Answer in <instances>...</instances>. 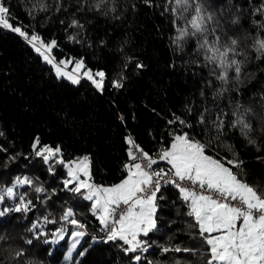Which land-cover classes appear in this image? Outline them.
Listing matches in <instances>:
<instances>
[{"label": "trees", "instance_id": "trees-1", "mask_svg": "<svg viewBox=\"0 0 264 264\" xmlns=\"http://www.w3.org/2000/svg\"><path fill=\"white\" fill-rule=\"evenodd\" d=\"M40 2L47 4L46 12L39 11ZM95 3L7 0L14 26H21L30 35L39 34L45 42L57 41L52 53L57 61L82 59L86 67L104 70L106 80L101 92L85 79L73 84L58 78L26 40L0 28V147L7 150L0 151V187L10 186L16 176H28L47 190L36 193L28 186L19 188L32 200V210L0 216V264H27L29 260L36 264H135L131 257L140 254H126L121 241L106 239L91 214V201L64 188L67 169L56 164L50 171L35 155L32 146L36 138L41 146L59 145L65 161L90 157L94 182L112 185L126 177L130 134L154 154L171 143L173 133L181 131L208 141L216 134L210 122L224 113V133L209 154L231 159L232 153L223 144L231 145L243 161V178L258 190L264 189V57L257 58L253 47L256 39L264 38V28L260 27L264 15L257 11L264 7V0H193L212 15L209 28L217 23L223 26V31L216 32L222 41L229 37L240 41L243 55L237 59L244 61L241 78L236 81L230 71L226 84L217 78L220 73L215 65L204 59L197 38H189L181 47L173 43L176 29L185 21L176 19L170 10L174 5L168 0H152L150 5L144 0H111L101 10L93 7ZM234 18L238 23H232ZM73 20L83 28L72 27ZM138 63L143 68H137ZM121 73L124 87H112L111 82L120 79ZM201 116L207 129L198 123ZM236 116L252 125L248 137L230 126ZM176 117L192 128L170 124ZM249 139L256 143L250 144ZM14 202L6 199L0 211L13 208ZM157 204V229L142 237L151 246L141 254L140 264H206L208 247L192 226L194 221L177 189L162 187ZM68 208L87 225V235L70 263L65 255L75 226L66 228L69 233L58 243L45 242L52 240L51 233L60 228V217ZM44 216L57 222L35 220ZM37 221L48 236L37 238L40 229L30 231ZM28 240L32 243H26ZM175 246L193 251H161L162 247ZM21 249L25 257L19 262L12 259L10 253ZM81 251L82 256L78 255Z\"/></svg>", "mask_w": 264, "mask_h": 264}, {"label": "snow or ice", "instance_id": "snow-or-ice-1", "mask_svg": "<svg viewBox=\"0 0 264 264\" xmlns=\"http://www.w3.org/2000/svg\"><path fill=\"white\" fill-rule=\"evenodd\" d=\"M110 2L111 0H96L93 7L101 10ZM168 2L174 5L170 10L176 19L185 21L184 25L176 29L177 35L173 43L181 47L189 38H197L204 59L219 70L217 78L226 84L229 81L228 74L232 71L235 74L234 79L239 81L244 66V61L237 59L243 55L239 47L240 41L234 37L222 41L216 32L218 29L223 31V26L217 23L215 27L209 28V22L213 17L206 14L199 3L194 5L193 0ZM144 3L150 5L152 0H144ZM38 7L39 11L48 10L47 4L43 2H40ZM111 10L116 9L113 7ZM257 11L264 15V7L258 8ZM232 23H238V18H234ZM71 26L83 28L77 20H73ZM260 27L264 28V24ZM0 28L17 33L26 40L44 62L52 66L58 78H66L73 84H80L81 78H85L91 81L97 90L104 91L105 71L94 72L86 67L82 59L57 61L52 54L53 49L58 47L57 41L53 39L45 42L39 34L33 32L30 35L21 26H14L7 0H0ZM209 36L212 39H209ZM253 47L259 54L257 58L264 57V38L256 39ZM131 60L129 57L128 61ZM70 63H74L72 72L65 70ZM136 66L143 68L139 63ZM123 80L124 76L121 73L120 79L111 82L112 87L123 88ZM224 115L226 114H218L210 122L216 134L208 141L202 142L188 131L173 133L171 143L159 149L156 155L145 151L129 136L127 143L130 146L128 149L130 163L125 165L126 177L111 186L98 185L94 182L91 159L88 156L65 161L59 145L41 146L39 138H36L32 147L35 155L49 165L50 171L56 164L67 169L68 178L63 180L64 188L91 201V214L99 221L100 231L106 234L108 241H121L122 245L126 246L123 248L126 254L140 253L131 257L135 264H140L143 258L141 254L148 252L151 246L142 237H148L157 229L158 193L167 185L177 189L180 199L188 207L187 215L194 221L192 226L197 229L203 243L208 247L209 258L206 264H264V189L258 190L243 178V161L238 158V153L231 145L223 144L224 149L232 153L231 159L209 154L214 142L219 141L224 133ZM120 119L123 120V117ZM169 123H179L184 128H192L191 124L179 117ZM198 123L205 125L207 129L208 124L204 116L200 117ZM230 126L239 128L245 137L252 131V125L240 116H236ZM249 143L255 144L256 141L249 139ZM0 151L7 150L0 147ZM160 162H166L169 167L167 169L154 167ZM24 186L33 188L36 193L47 191L43 186H36L35 181L28 176H16L10 186L0 187V204L6 199L17 201L13 208L0 211V216L9 211L28 213L32 210L34 207L32 200L27 199L25 193L18 191ZM75 216L76 213L68 208L60 217V220L77 229L71 233L73 251L87 235V225L81 223ZM56 222L54 219L50 220L48 216L43 217L44 224ZM37 229H40L37 238L49 235L43 231V225L39 221L32 224L30 231L36 232ZM66 234V228L60 227L51 233L52 240L45 242L58 243ZM2 239L3 237H0V240ZM26 243L31 244L32 241L28 240ZM161 251L188 253L193 250L175 246L162 247ZM25 255L23 249L10 253L11 258L18 262ZM78 255L82 256L84 252L81 251ZM68 257L71 259L72 252L68 253ZM27 264L36 262L29 260ZM147 264H152V261H148Z\"/></svg>", "mask_w": 264, "mask_h": 264}, {"label": "rangeland", "instance_id": "rangeland-1", "mask_svg": "<svg viewBox=\"0 0 264 264\" xmlns=\"http://www.w3.org/2000/svg\"><path fill=\"white\" fill-rule=\"evenodd\" d=\"M19 26V25H18ZM66 60H68V59H66ZM88 68V67H87ZM73 69H74V63H70V64H68V66H67V68L65 69L66 71H69V72H72L73 71ZM91 69V68H90ZM93 70V69H92ZM55 71V70H54ZM94 72L95 71H100V70H93ZM104 71V70H103ZM85 78H81V81L82 80H84ZM85 80H87V79H85ZM69 81V80H68ZM71 82V81H70ZM121 182V181H120ZM117 184V183H116ZM112 185H115V184H112ZM104 186H111V185H104ZM67 230V234L69 233V229H66ZM77 229L76 228H74V229H72L71 231H70V241H69V244H68V247H67V250H66V255H65V258L69 261V263L73 260V258H74V256L76 255V252H77V250L80 248V246H81V244H82V242H83V240H84V238H85V236L82 238V240H81V242H80V244L77 246V248H76V250L75 251H73L72 250V248H71V244H72V236H71V233L73 232V231H76ZM66 234V235H67ZM65 235V236H66ZM69 252H72V257H71V259H69V257H68V253Z\"/></svg>", "mask_w": 264, "mask_h": 264}, {"label": "built area", "instance_id": "built-area-1", "mask_svg": "<svg viewBox=\"0 0 264 264\" xmlns=\"http://www.w3.org/2000/svg\"><path fill=\"white\" fill-rule=\"evenodd\" d=\"M129 136H131V137L134 139V141L136 142V144H138L140 147H142V146L140 145V143L137 142V141L135 140L134 135L130 134ZM129 136H128V137H129ZM129 147H130V146H129ZM162 147H164V146H161L159 149H161ZM159 149H158V150H159ZM158 150L155 151V153L152 154V155H156V153L158 152ZM145 151H146V150H145ZM154 167L165 168V169H167L169 166L163 164L162 162H160L158 165H155ZM16 202H17V201L14 202V205H15ZM35 220H39V221H41V222L43 223V220H42V219H37V218H35ZM70 226H71V225L68 224L66 221H62L61 224H60V227H64V228H68V227H70ZM104 234H105V233H104ZM105 236H106V234H105Z\"/></svg>", "mask_w": 264, "mask_h": 264}, {"label": "crops", "instance_id": "crops-1", "mask_svg": "<svg viewBox=\"0 0 264 264\" xmlns=\"http://www.w3.org/2000/svg\"><path fill=\"white\" fill-rule=\"evenodd\" d=\"M162 163H164L165 165H167L166 162H162Z\"/></svg>", "mask_w": 264, "mask_h": 264}]
</instances>
